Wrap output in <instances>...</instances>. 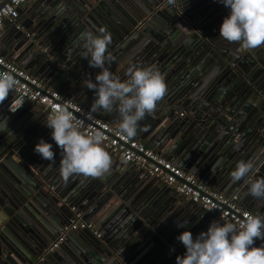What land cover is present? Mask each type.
Here are the masks:
<instances>
[{"label": "water", "instance_id": "obj_1", "mask_svg": "<svg viewBox=\"0 0 264 264\" xmlns=\"http://www.w3.org/2000/svg\"><path fill=\"white\" fill-rule=\"evenodd\" d=\"M225 15L226 9L214 0H46L38 22L44 28L38 32H49L51 45L46 46L53 50L45 52L36 38L38 44L20 53L40 50L37 76L53 89L71 91L75 99L88 98L83 107L89 110L94 93L84 81L94 80L99 70L82 57L78 38L85 30L105 28L111 35L106 51L110 71L124 79L129 63H135L154 65L164 76L166 91L154 112L139 122L137 136L152 132L157 135L153 141L157 154L166 152L169 161L214 191L231 195L239 190L245 196V182L233 183L230 173L238 161L252 160V175L264 177V43L238 52L237 43L218 35ZM9 103H0V182L5 185V178L11 177L23 190L15 192L18 200L10 206L0 202V264H28L32 258L63 264L56 262L58 250H47L70 221L72 207L104 230L100 238L89 230L76 231L91 236L101 249L102 258L91 260V251L79 249L89 258L87 264H133L122 255L125 252L141 260L135 264H175L176 256L185 251L176 240L181 231L189 230L195 237L213 220L222 221L191 202L180 212L178 195L156 179L135 182L141 191L154 181L147 189L146 206L137 205L131 194H115L116 173L77 175L65 182L60 167L47 171L26 157L22 147L26 134L16 125L22 112L8 113ZM185 111L189 117L175 124ZM112 113L116 122L117 114ZM116 163L124 167L123 162ZM110 169L117 167L112 163ZM247 201L249 212L264 216V200L250 196ZM41 219L49 224L37 230L39 240L31 237L29 224ZM183 221L189 222L186 229H178L176 223ZM114 232L117 238L112 239L108 234ZM256 246H261L258 241Z\"/></svg>", "mask_w": 264, "mask_h": 264}, {"label": "clouds", "instance_id": "obj_2", "mask_svg": "<svg viewBox=\"0 0 264 264\" xmlns=\"http://www.w3.org/2000/svg\"><path fill=\"white\" fill-rule=\"evenodd\" d=\"M226 9L218 35L229 43H237V51L256 48L264 43V0H214ZM79 41L82 57L89 67L99 71L93 79H86L84 86L94 93L91 111L103 110L117 114L116 131L134 138L139 130V122L151 115L157 101L164 95V76L158 68L129 63L125 77L121 79L106 66L111 59L106 56L111 44V35L105 28L80 33ZM11 73H0V103L7 99L15 86ZM23 106L16 99L9 107L15 113ZM90 118V117H89ZM50 129L49 143L39 138L33 152L41 160L52 162L56 153L54 145L62 151L59 173L67 182L69 178L100 177L112 164L111 157L101 146L102 135L98 132L82 131L83 122L74 119L73 113L64 107L53 111L44 123ZM255 165L252 160L238 161L230 173L233 183L244 181L247 194L264 200V177H254ZM189 222L176 223L178 229H186ZM176 240L185 249L177 255L175 264H264V245L256 246V241H264V216L248 214L238 221L210 222L206 231L195 237L189 230L181 231Z\"/></svg>", "mask_w": 264, "mask_h": 264}, {"label": "built area", "instance_id": "obj_3", "mask_svg": "<svg viewBox=\"0 0 264 264\" xmlns=\"http://www.w3.org/2000/svg\"><path fill=\"white\" fill-rule=\"evenodd\" d=\"M6 1L0 0V34L4 32L7 24L14 25L17 31L23 30L18 20L21 9L27 5L29 0H11L8 3ZM5 72L11 73L16 81L12 89L14 95L7 108L8 113H10V105L16 99H21L23 106L15 113L10 114H18L28 105L34 104L41 109L48 120L53 111L64 107L73 113L74 119L83 122L82 131L100 133L103 138L101 146L104 150L114 159H118L138 171L141 180H158L162 185L172 188L184 201L201 207L206 213L219 216L222 221L235 222L248 214L255 215L241 208L238 193L225 195L212 190L204 181L186 173L164 156L145 146L140 140L120 135L116 131V127L85 109L73 97L64 96L60 92L48 88L38 77L15 63L7 61L0 54V73ZM181 116L183 117L185 114ZM71 212L70 221L62 228L59 237L50 244L48 253L59 250L68 235L76 231L89 230L98 238L101 237L95 224L85 221L83 213L79 212L76 207H72ZM259 242L264 243V241Z\"/></svg>", "mask_w": 264, "mask_h": 264}, {"label": "crops", "instance_id": "obj_4", "mask_svg": "<svg viewBox=\"0 0 264 264\" xmlns=\"http://www.w3.org/2000/svg\"><path fill=\"white\" fill-rule=\"evenodd\" d=\"M45 2H46V0H29L27 5L23 9H21L22 11L20 13L21 15H20L18 22L22 26L23 32L17 31L14 25L7 24L4 32L0 34V54L3 57H5L6 60L9 62L15 63V61L17 60V63H15L16 65H18L20 68L24 69L25 71L29 72L30 74H33L34 76L38 77L40 80H42V79L37 75H38V73H39L38 71L42 65L39 62V55L42 54V52L37 49V51L33 54L27 53L26 55L23 56L21 53L24 51V49L30 51L32 49L33 43L38 44L37 42H40L41 44L44 45V47H46V48H44L45 52L50 53L53 50L51 47L46 46L49 44L51 45V40L48 39V37L50 36L49 32L47 30L45 32L42 31V33L38 32V31H41L40 29L44 28V27L39 28L38 22H40V19H39L40 16L39 15H40L41 10L43 9ZM125 11L131 17V14L129 13L130 10L127 9V6H125ZM36 38H39V40L37 42L35 41ZM24 40H28V42H26L24 44ZM17 47H19L20 50L17 49ZM20 51H21V53H20ZM129 55H131V54H129ZM45 85L52 90L60 92L64 96L72 97L71 91L66 92V91H68V90H66L65 92H63V90L62 91L56 90V89H53L52 86L50 87L47 84H45ZM13 95H14L13 91L10 90L7 99H5L4 101H6V102L10 101L12 99ZM75 100L80 105L85 106L88 98L81 96V97H77ZM92 104H93V102L91 101V104L89 106L87 105V107L89 108V111H91ZM1 111L2 110H0V112ZM92 113L97 115L99 118H101L105 122H108L112 126H114L112 123H114L116 125V122H114L112 119L115 116L112 112H106L103 110H98V111L92 112ZM20 114H21L20 119L18 121H16L17 122L16 125L17 126L20 125L21 133L26 134V137L23 140L24 145L22 146L27 151L26 157H28L35 164H38V166L40 168L46 166L47 171L49 169H51L52 167L53 168L54 167H60V160L62 158V151L59 148H56L55 145H54L53 151L56 153V155H55L54 161H52V162L41 160L39 158V156H37L33 152V147L38 142L39 138H43L49 143H54L51 141L50 129H48L44 124L47 122V118L45 117V115L41 111V109L37 105L30 104ZM163 114H165V113L163 112ZM183 114H185V118L189 117L188 111H185ZM181 115H182V113L178 114L177 118L175 117L176 118L175 124L178 125L180 119H182ZM43 117H45L46 119L43 123H40L39 118L43 119ZM134 139L140 140L148 148L153 149L154 151H157L153 145V141L157 140V135H153L152 132L146 131V132H144V134H142L139 137L136 135L134 137ZM168 147L169 146H167V148ZM158 153H160V152H158ZM162 153L163 154L161 156L168 158L165 154L166 152L165 153L162 152ZM110 157H111L112 163H114V166L117 167V170H114V171L111 169L108 170L109 174L110 173H113V174L116 173V177L114 178V181H113L115 183L114 184L115 190H116L115 194L117 192H119L120 195H125V196L131 194L130 198L136 200L137 205L146 206L147 205L146 197H147V194L149 192V190H147V189H149V187H153L154 181L151 182L152 186H148L141 191L136 190L137 185L135 182H136V180L137 181L140 180V176H139L138 171L129 167L125 163H124V167H121V165L117 164L116 162L122 163V161H120L118 159H116V161H114L113 160L114 158L111 155H110ZM171 162L173 164L177 165L178 167H180L178 164L174 163L173 161H171ZM0 180H1V178H0ZM5 183L6 184L3 185L0 182V202L4 203L6 206H10L11 202L18 200L15 192L19 193V191L21 192L23 189L21 188L20 184L18 186L16 181L11 179V177L5 178ZM157 183H159V182H157ZM58 184L60 185V183H58ZM159 184L161 186H164L161 183H159ZM135 186H136V188H135ZM27 187L29 188V186H27ZM154 187H155V185H154ZM220 193H222V192H220ZM235 193H238L240 196L241 208L243 210L249 212L247 210V207L249 206L247 204V203H249V201H247V199H249L250 196L248 194H246L244 196L239 190H237ZM223 194H225V193H223ZM116 195H118V194H116ZM242 196L244 199L242 198ZM177 200H180V202H181L179 205H177V207L180 209V212H181V210H184V207L187 206V204H189V202L184 201L179 196H177ZM182 212H184V211H182ZM81 213H83L84 220L88 221L85 218L86 217L85 212H81ZM172 214L175 215V211L172 212ZM173 215L167 214L166 217H170V219H171ZM212 215H214L216 218H220L219 216H217L215 214H212ZM48 224H49V221L47 219H44V220L41 219L39 222L31 220L30 224H29V225H31L29 227V229L31 230L30 231V235H32L31 237L32 238L34 237L36 239L41 240V238H39L40 233H38L37 230H40V231H42L41 229L45 230L44 226H42V225H48ZM94 224L96 225L97 228H99L97 223H94ZM100 229H102V228H100ZM98 231H100L99 232L100 234L104 232V230H98ZM18 232H19V230H18ZM108 236H111L112 239H115V238H117L116 237L117 233L116 232H114L113 234L109 233ZM24 239H26V237ZM28 240H29V238H28ZM66 240H67V242L65 243V245L62 247V249L58 250V253L55 255L56 256V262H58V263L61 262L63 264H87V260H89V258H90V260H91V258L94 259V257L95 258H102L101 249H100V251H98V249H96V247H95L96 244L94 242L95 240L92 239V237L87 235L86 233H76L75 232L70 237H68V239H66ZM91 240H93V241H91ZM263 244L264 243L259 242V245H263ZM79 249H81L82 251H84V250L91 251V253H90L91 255H89V258L87 256L80 254ZM122 255L127 257L129 259V262H131L133 264L141 261V260H139V258H136L135 256H132V255L130 256L129 252H125ZM28 264H42V260L41 259L38 260L37 258H32L31 261L28 262ZM121 264H123V261H121Z\"/></svg>", "mask_w": 264, "mask_h": 264}]
</instances>
